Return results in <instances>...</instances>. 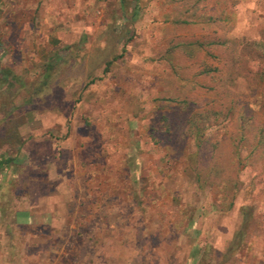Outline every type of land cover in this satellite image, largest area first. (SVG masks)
<instances>
[{"label": "rangeland", "instance_id": "1", "mask_svg": "<svg viewBox=\"0 0 264 264\" xmlns=\"http://www.w3.org/2000/svg\"><path fill=\"white\" fill-rule=\"evenodd\" d=\"M1 161L0 264H264V0H0Z\"/></svg>", "mask_w": 264, "mask_h": 264}, {"label": "crops", "instance_id": "2", "mask_svg": "<svg viewBox=\"0 0 264 264\" xmlns=\"http://www.w3.org/2000/svg\"><path fill=\"white\" fill-rule=\"evenodd\" d=\"M15 159V162H17V156ZM13 163V164H14ZM1 169V166H0ZM0 177H2V175L0 174ZM7 177V175H6ZM2 181V179H0ZM3 215V210L0 209V216ZM34 221V217H33V213L32 211H27V210H18L17 213L14 216V223H16L17 226H30L31 223H33Z\"/></svg>", "mask_w": 264, "mask_h": 264}, {"label": "trees", "instance_id": "3", "mask_svg": "<svg viewBox=\"0 0 264 264\" xmlns=\"http://www.w3.org/2000/svg\"><path fill=\"white\" fill-rule=\"evenodd\" d=\"M15 162V159L14 158H11V159H8V160H5V166H7V167H9V165L11 164V163H14ZM3 164V161H1L0 162V166H3L2 165Z\"/></svg>", "mask_w": 264, "mask_h": 264}]
</instances>
